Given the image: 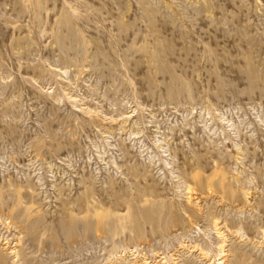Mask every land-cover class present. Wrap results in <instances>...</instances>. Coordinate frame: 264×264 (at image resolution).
Masks as SVG:
<instances>
[{"label":"rangeland","instance_id":"rangeland-1","mask_svg":"<svg viewBox=\"0 0 264 264\" xmlns=\"http://www.w3.org/2000/svg\"><path fill=\"white\" fill-rule=\"evenodd\" d=\"M0 264H264V0H0Z\"/></svg>","mask_w":264,"mask_h":264},{"label":"bare ground","instance_id":"bare-ground-1","mask_svg":"<svg viewBox=\"0 0 264 264\" xmlns=\"http://www.w3.org/2000/svg\"><path fill=\"white\" fill-rule=\"evenodd\" d=\"M217 234L220 236L219 232L217 231Z\"/></svg>","mask_w":264,"mask_h":264}]
</instances>
